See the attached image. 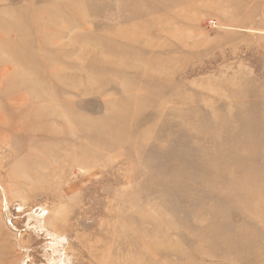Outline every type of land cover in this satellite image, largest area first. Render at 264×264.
<instances>
[{"label":"rangeland","instance_id":"obj_1","mask_svg":"<svg viewBox=\"0 0 264 264\" xmlns=\"http://www.w3.org/2000/svg\"><path fill=\"white\" fill-rule=\"evenodd\" d=\"M0 264H264V0H0Z\"/></svg>","mask_w":264,"mask_h":264}]
</instances>
